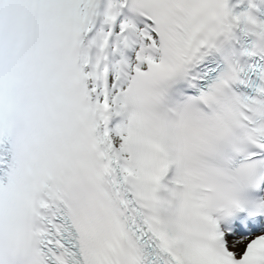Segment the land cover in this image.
<instances>
[{
  "label": "snow or ice",
  "instance_id": "1",
  "mask_svg": "<svg viewBox=\"0 0 264 264\" xmlns=\"http://www.w3.org/2000/svg\"><path fill=\"white\" fill-rule=\"evenodd\" d=\"M0 264H264V0H0Z\"/></svg>",
  "mask_w": 264,
  "mask_h": 264
}]
</instances>
